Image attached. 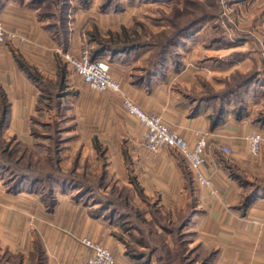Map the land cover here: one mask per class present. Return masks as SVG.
<instances>
[{
    "label": "rangeland",
    "instance_id": "374dc122",
    "mask_svg": "<svg viewBox=\"0 0 264 264\" xmlns=\"http://www.w3.org/2000/svg\"><path fill=\"white\" fill-rule=\"evenodd\" d=\"M49 2L53 13V18L49 19L55 24L53 33L59 49L57 52L59 68L63 67V70L68 72L70 85L67 86V91V87H63L62 96L57 97L56 92L60 90L61 82L47 81V92L50 93L43 95L44 99L39 102L38 116L32 118V125L38 131V136L32 133L30 146L15 138L6 140L2 134L1 143L17 150V154L12 155L11 159L18 160L19 164L12 165L11 169L6 170L0 166V264L87 262L89 251L80 241L71 240L65 228L56 225L57 222L61 223L58 220L61 211L58 209L57 214L54 211L60 200L56 196L55 185L63 182L70 191L75 190L78 184L94 189L93 196L92 193L87 198L82 195L76 197L84 203L93 199V204H105L107 199L118 198L117 194L123 195L122 207L130 216L128 226H135L136 230V236L130 235L127 246L129 251L133 248L138 254L143 252L135 264H204L205 257L208 256L210 259L207 264H227L223 260H214L217 253L213 247L205 250L200 246L195 248L187 245L185 240L189 237L183 232L185 228L180 231V237L176 232L177 226L194 214V208L200 205L201 199L195 198L193 200L196 201L195 207L187 212L172 213V209L158 205V198H146V202L138 204L130 200L124 191L115 192L116 186H112L106 195L99 193V189L103 187L99 182L102 174L94 176L92 173H77L76 159L69 171L62 170L61 152L65 143H68L71 149L81 143L84 151L91 150L92 146L98 154V164L106 163L107 156L115 157L118 152L129 156V152L132 151L129 148L132 147L131 144L135 141L143 142V129L135 118L128 115L124 109L123 99L129 98L142 109L146 111L149 109V98L144 92L146 90L130 87L129 77L124 79L125 85L116 80L121 84V93L110 90L98 92L83 81L66 56L69 54L78 57L85 46L93 52L100 46V41H108L112 36L123 34L124 31L130 36L135 33L140 42L148 44L143 48L148 49L150 53L147 65L134 72L133 81L158 76V86L155 88L162 98L168 96L181 98L182 95L190 94V98L204 101L213 100L210 97L229 94L227 104L231 103L229 105L231 108L241 110L242 106L248 104L244 101L242 91L251 87L254 91L264 90V0ZM73 29L79 36L78 49L70 48L71 39L74 37L71 31ZM174 36H177V42L171 46L170 41ZM164 48L167 49V53L163 66L152 68ZM149 68H152V72H149L150 76L147 77ZM247 79H252L251 83L246 88L239 87ZM250 91L255 93L253 89ZM263 97L249 99L255 104L257 98L263 99L264 102ZM215 101L218 106L221 99ZM251 110L255 116L254 120L258 121L264 114V105L253 106ZM249 135L251 134L246 135L244 140ZM57 145L58 161L54 157V147ZM263 152L262 141L260 155L253 156L257 159H252L256 161L262 158L261 161L264 162ZM220 156L232 163L233 150L231 155ZM28 168L40 176L58 173L67 181L58 179L53 183V196H47L48 190L43 182L38 184L36 190L32 183H23L22 190L35 191L37 194L33 195L38 198L35 201L33 196L31 202L23 201V206L20 207L9 195L14 193L12 188L15 182L12 176L18 172L17 170ZM241 175L244 182H249L245 196L253 190L250 184L264 185V167L262 173ZM102 189H106V185ZM185 199L183 198V205ZM242 200L239 204H242ZM250 206L251 208L247 209L251 215L246 219L251 221L259 219L264 226L263 191L257 193ZM17 208L21 210L18 211ZM64 209L69 211L70 207ZM239 211L242 216L246 213L242 209ZM30 213L33 215L30 216ZM19 222L22 224L21 232L16 228ZM24 234L27 241L31 239L33 242L31 245L28 243L20 247V238H24ZM140 240L146 244L145 247L137 243ZM181 240L185 242L182 246ZM102 246L108 249L107 246ZM258 248L260 246L256 244H248L246 250L250 252L245 259L232 264H261L264 253L259 254ZM83 249L89 255L82 263L80 261L83 260ZM44 253H47V259Z\"/></svg>",
    "mask_w": 264,
    "mask_h": 264
},
{
    "label": "crops",
    "instance_id": "0c3cea01",
    "mask_svg": "<svg viewBox=\"0 0 264 264\" xmlns=\"http://www.w3.org/2000/svg\"><path fill=\"white\" fill-rule=\"evenodd\" d=\"M32 3V0H0V17L5 28L25 38L24 42H7L0 45V92L6 96L9 105L3 138L6 140L15 138L29 146L33 133L32 118L38 116L39 100L41 96L50 93L47 92L46 83L57 82L61 77L59 73L64 71L63 67L59 68L57 58L59 49L54 33L49 28L51 20L43 17L40 7ZM71 31L74 37L71 39L70 48L78 49L79 36L77 32L74 33V29ZM149 53L145 48L118 54L105 51L100 59L109 65L110 73L115 80L125 85L124 79L129 77L130 87L146 90L144 92L149 98V109L143 110L149 115H160L190 147L196 144L200 132L209 134L206 165L202 168V173L212 181L218 196L208 194L207 190L193 179L186 161L176 150L164 146L158 152L152 153L145 148L142 141L131 144L132 147L129 148L132 151L129 152V156L118 152L115 157L107 156L106 163H99L100 166L98 154L92 146L91 150L84 151L81 143L72 149L65 143L61 152L62 170L69 171L76 159L77 173H92L94 176L102 174L99 178L100 186L106 185V189L101 187L99 193L106 195L112 186H116L115 192L124 191L130 200L138 204L146 202V198H158V205L172 209V213L187 212L195 207L196 201H193L195 198L201 199L202 202L194 208V214L183 231L189 237L185 242L190 247L200 246L205 250L215 248L217 253L215 261L223 260L227 264H232L245 259L250 252L246 250L248 244L260 246L259 254L264 253L263 223L259 219L247 220L246 218L251 215L249 209L244 211L246 213L243 216L239 211V202L245 196L241 174L262 173L264 167L262 158L256 161L252 159L255 157L250 154L248 144L244 140L248 134H260L263 137L264 150V123L254 120L255 116L251 110L253 106L264 105L263 99H258L264 96V90L254 91L251 87L242 91L244 101L248 104L241 110L231 108L229 106L231 103L227 104L226 101L220 118L215 121L219 114L215 100L193 99L190 98V94L182 95L181 98H176L179 96L162 98L155 88L158 86V76L143 77L139 79L140 81L132 80L134 72L147 65ZM17 57L22 58L34 69L40 79H36L22 67ZM69 80L68 72L64 71L61 86H69ZM67 89L68 87L66 91ZM252 89L255 93L250 91ZM250 97L252 99L258 97L255 104ZM141 127L144 134V127ZM225 146L233 150L232 163L220 156V154L225 156L221 151ZM63 183L55 185V193L60 200L54 211L55 214L58 209L61 211L58 215L61 225L58 222L56 225L65 228L71 240L79 242L81 238L88 237L107 246L115 257V264H135L140 260L133 256L127 246L129 237L136 236L135 228L128 226L130 216H123V211L125 213L127 211L122 207L114 211L113 206L93 204V199L88 203L81 202V199H76L77 196L87 198L92 193L93 196L95 190L78 184L75 190L70 191ZM33 194L37 192L21 188L9 195L22 207L23 201L31 202ZM116 197L122 200L123 195L117 194ZM37 198L38 196H34L35 201ZM183 198H186L184 205ZM67 207H70L69 211L64 209ZM16 228L21 232V222L16 224ZM23 236L25 237L20 238V247L28 243L31 245L33 240L27 241L26 234ZM88 255L83 249V260L80 262L87 260ZM44 256L48 258L47 253H44ZM47 264L50 262L47 261ZM261 264H264V260Z\"/></svg>",
    "mask_w": 264,
    "mask_h": 264
},
{
    "label": "built area",
    "instance_id": "2783aa9c",
    "mask_svg": "<svg viewBox=\"0 0 264 264\" xmlns=\"http://www.w3.org/2000/svg\"><path fill=\"white\" fill-rule=\"evenodd\" d=\"M24 41V37L7 30L0 17V45L7 42ZM66 58L91 89L98 92L110 90L121 93V84L112 77L109 65L101 59L92 60L91 51L88 47L85 46L78 57L68 54ZM123 104L128 115L135 118L144 127L143 144L148 151L156 153L164 146L176 150L186 161L193 179L205 188L208 194L218 196V191L213 186L212 181L202 173V168L206 165V152L209 144L208 133L200 132L196 144L190 147L175 130L164 122L161 116L147 114L129 98L123 99ZM245 141L252 156L260 155L263 141L260 134H251L245 138ZM221 151L227 156L232 154V149L227 146L222 147ZM80 242L90 254L85 264H115V258L109 249L88 237L81 238Z\"/></svg>",
    "mask_w": 264,
    "mask_h": 264
},
{
    "label": "trees",
    "instance_id": "16d2710c",
    "mask_svg": "<svg viewBox=\"0 0 264 264\" xmlns=\"http://www.w3.org/2000/svg\"><path fill=\"white\" fill-rule=\"evenodd\" d=\"M49 1L50 0H32V2H33L32 4L35 5V6L40 7V12H41V15L43 17H48V18L52 19L53 18V13L51 11V6H50V2ZM161 1H166V0H161ZM167 1H171V0H167ZM62 20H63V18H62ZM49 28L52 31H55L54 22H51V25L49 26ZM190 30H188V31H190ZM179 35H181V34H179ZM136 36L138 37V35H136L135 33H134V35L130 36L128 33H126V31H124L123 34L112 36L110 38V40H108V41H100V46L96 50L91 52V59L92 60L100 59L101 55H103L105 51H112L113 53L118 54L120 52L135 51V50H137L139 48H143V47H146L148 45V44L140 42V40H138V38H136ZM176 38H177V36H174V38L171 39V41H170V45L171 46H174L176 44V42H177ZM166 53H167V49L164 48V50H162V52L160 53L159 59H156V61H154V64L152 65V68L157 69V68H160L161 66H163V64L165 62ZM17 61L19 62V64L22 67H24L26 70H28L31 73V75H33V77H35L36 79H40L39 74L34 69H32L29 65H27V63H25L22 60V58L17 57ZM152 68H149L147 70V72L151 73L152 72L151 71ZM150 73L148 74L147 77L150 76ZM63 74H64V71L59 73V77L61 76L59 78V82H61V78L63 77ZM251 80L252 79H247L246 81L242 82L241 85H243V86L240 85L239 87L246 88L247 85L249 83H251ZM63 89H64L63 86H60V90H58L56 92L57 97H61L62 96V90ZM51 93H53V92H51ZM235 93H236V91H235ZM228 95L229 94H224L221 97H217V96L216 97H210L213 100L221 99V102L218 103V108H219V112L218 113L219 114H217V116L215 117L216 118L215 121H217V119L220 118V112L224 110L225 102L229 99ZM42 97L43 98H41V101H39L40 103L44 99V96H42ZM241 105H242V103H241ZM8 108H9V105H8L7 98H6V96L3 93L0 92V166L4 170L11 169L12 165L16 166V165L19 164L18 160L13 161L11 159L12 155L17 154V150L16 149H10L9 145L3 146V144L1 143L3 130H4L5 124H6L7 119H8V111H9ZM241 109H243V106H242ZM259 121L264 123V114L259 119ZM33 134L35 136H38V131L35 128H33ZM44 137H48V136L44 135ZM47 139H49V138H47ZM51 139H54V137H51ZM58 146L59 145L54 147V149H55L54 150L55 151L54 152L55 159H57L56 155H57V151H58V149H57ZM57 161H58V159H57ZM56 164H58V163H56ZM17 171L18 172L14 173L13 176H12V177H14V182H15L14 186L12 188L13 192H18L22 188L23 183H26V182L32 183L31 185L36 190V187H38V184L43 182L46 185L45 186L46 190H48L46 192L47 196H53V189H52L53 188V183L57 182L58 179H63L64 181H67L64 177H62L58 173L57 174L56 173H52V174L40 176V175H37L39 173L36 174L35 172L30 170L29 168H28V170H17ZM190 175L191 174H189V176ZM241 179H242V177H241ZM243 183H244L245 189L248 188L249 182H247V181L244 182L243 181ZM250 188H253V190L250 191V193L247 196H244L243 200H242V204H239V208L242 209V210H247V208L252 204L253 198L257 195V193L259 191H263L264 192V185L255 184V183L253 184L252 183V184H250ZM122 204H123V202L119 198H114V199L111 198V199H107L105 204H102V206L103 207L113 206L114 207V211H115L117 209H120L122 207ZM123 216H129V214L124 212ZM189 219L190 218L185 219L184 221H182V223L180 224L179 227L177 226V231L176 232L179 234V237L181 236L180 231L183 228H185V226L189 222ZM137 243L139 245H141L142 247H145V245H146L141 240L138 241ZM184 243L185 242L183 240H181V242H180L181 246L184 245ZM130 249H132V251H130V252L133 254V256L135 258H141L142 257L143 252H142V254H140V253L138 254L137 250H134L133 248H130ZM209 259H210L209 256L205 257L204 264H207Z\"/></svg>",
    "mask_w": 264,
    "mask_h": 264
}]
</instances>
